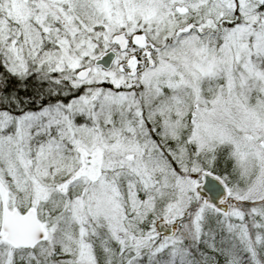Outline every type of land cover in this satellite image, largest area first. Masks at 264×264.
<instances>
[{
  "label": "snow or ice",
  "instance_id": "1",
  "mask_svg": "<svg viewBox=\"0 0 264 264\" xmlns=\"http://www.w3.org/2000/svg\"><path fill=\"white\" fill-rule=\"evenodd\" d=\"M0 264H264V0H0Z\"/></svg>",
  "mask_w": 264,
  "mask_h": 264
}]
</instances>
